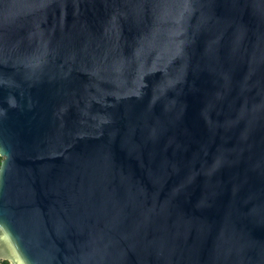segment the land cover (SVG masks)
Wrapping results in <instances>:
<instances>
[{
    "label": "water",
    "instance_id": "95a60500",
    "mask_svg": "<svg viewBox=\"0 0 264 264\" xmlns=\"http://www.w3.org/2000/svg\"><path fill=\"white\" fill-rule=\"evenodd\" d=\"M0 264H264V0H0Z\"/></svg>",
    "mask_w": 264,
    "mask_h": 264
}]
</instances>
